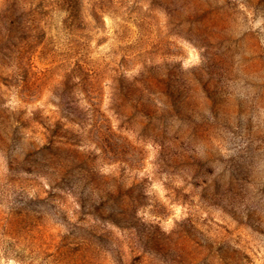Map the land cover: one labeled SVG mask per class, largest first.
Wrapping results in <instances>:
<instances>
[{
  "label": "rangeland",
  "instance_id": "1",
  "mask_svg": "<svg viewBox=\"0 0 264 264\" xmlns=\"http://www.w3.org/2000/svg\"><path fill=\"white\" fill-rule=\"evenodd\" d=\"M17 1L0 264H264V0Z\"/></svg>",
  "mask_w": 264,
  "mask_h": 264
},
{
  "label": "trees",
  "instance_id": "2",
  "mask_svg": "<svg viewBox=\"0 0 264 264\" xmlns=\"http://www.w3.org/2000/svg\"><path fill=\"white\" fill-rule=\"evenodd\" d=\"M78 3L79 0H65L71 20L78 19L76 16ZM32 12L31 9H22L17 0H0V42L7 44L29 37L30 29L27 22L33 17ZM94 17L97 16L94 15ZM4 48L8 50V46H4Z\"/></svg>",
  "mask_w": 264,
  "mask_h": 264
}]
</instances>
